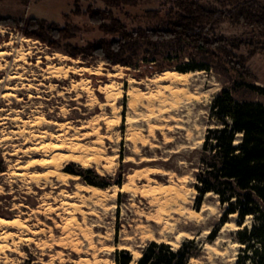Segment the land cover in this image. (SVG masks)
<instances>
[{"label": "rangeland", "instance_id": "1", "mask_svg": "<svg viewBox=\"0 0 264 264\" xmlns=\"http://www.w3.org/2000/svg\"><path fill=\"white\" fill-rule=\"evenodd\" d=\"M89 6L132 31L161 22L173 1L0 0L8 23L0 24V217L16 220L0 227V264H115L116 249L135 261L149 241L177 248L187 238L198 245L190 264H235L237 216L221 224L224 206L212 194L196 209L193 172L207 130L221 126L210 110L221 89L264 104L250 86L264 87V53L232 49L245 70L186 40L127 48L128 65L73 58L63 50L111 37L85 15ZM31 18L69 25L71 36L58 50L12 25ZM248 32L229 21L215 30ZM165 71L182 78L164 80ZM78 168L102 178L67 171Z\"/></svg>", "mask_w": 264, "mask_h": 264}, {"label": "trees", "instance_id": "2", "mask_svg": "<svg viewBox=\"0 0 264 264\" xmlns=\"http://www.w3.org/2000/svg\"><path fill=\"white\" fill-rule=\"evenodd\" d=\"M103 1L114 6L135 4L139 0ZM172 1V8L161 22L132 31L114 19L110 11L89 6L85 15L111 37L63 52L73 58L100 57L111 65H128L129 59L124 56L127 48L133 49L140 43L186 40L202 53L216 56L214 51H218L242 70H245V58L235 55L232 49L246 46L250 54L264 53V0ZM224 21L246 27L248 35L236 39L215 33ZM0 24L8 26L2 18ZM13 24L26 37L39 40L53 49L60 50V41L71 36L69 25L60 27L33 18ZM193 68L208 69L205 65ZM250 86L264 95V87ZM210 110L221 126L207 130L197 156L199 167L193 172V186L197 191L195 207L199 208L205 195L215 196L224 206L221 224L228 220L229 215L237 216L235 222L239 229L236 241L241 246L235 264H264V104L236 100L230 90L223 88L214 98ZM237 136L239 142L235 144ZM67 171L75 175L93 173L100 177L91 169ZM84 182L107 186L88 178ZM116 183L122 185L121 180ZM246 217L251 218L250 227L244 225ZM197 247L195 239L189 238L177 248L166 242L149 241L140 249L135 261L127 249H116L113 258L115 264H190L191 258L197 257Z\"/></svg>", "mask_w": 264, "mask_h": 264}, {"label": "bare ground", "instance_id": "3", "mask_svg": "<svg viewBox=\"0 0 264 264\" xmlns=\"http://www.w3.org/2000/svg\"><path fill=\"white\" fill-rule=\"evenodd\" d=\"M22 51V50H19ZM182 78L181 74H178L177 72H171V71H165L163 72V79L164 80H168V81H172V82H176L179 81ZM67 174H64L63 178H66ZM78 189L83 190L85 192L90 193L91 195H96L99 192V188L95 187V186H91V185H83L80 184L79 186H77ZM11 224H16V220L15 219H5L0 217V227L2 226H6V225H11Z\"/></svg>", "mask_w": 264, "mask_h": 264}]
</instances>
